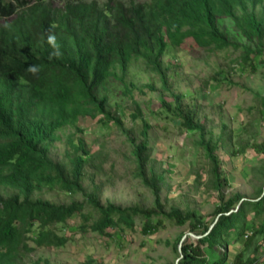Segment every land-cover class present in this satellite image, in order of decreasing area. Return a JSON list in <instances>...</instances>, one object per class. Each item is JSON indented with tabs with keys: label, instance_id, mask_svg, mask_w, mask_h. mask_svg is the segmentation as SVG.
<instances>
[{
	"label": "trees",
	"instance_id": "1",
	"mask_svg": "<svg viewBox=\"0 0 264 264\" xmlns=\"http://www.w3.org/2000/svg\"><path fill=\"white\" fill-rule=\"evenodd\" d=\"M32 1L35 5L29 13L18 15L16 23L0 28V264H24L37 248L65 246L70 237L59 230L66 231L68 221L76 215L82 218L81 232L93 231L109 237L115 229H133L137 217L144 221V235L158 232L164 219L179 226L190 222L192 230L201 237L182 246L184 256L178 264H210L208 251L225 247V239L247 235L245 243L250 247L258 234H264V190L254 200H245L238 193L224 195V177L216 153L219 145L212 142L201 145L210 165L209 184L220 195L212 226L194 212L183 215L178 211L157 213L139 207H104L98 201L97 187L88 197L93 213H84L83 203L57 205L34 197L44 190L84 194V179L90 166L95 172L104 168L107 154L99 151L90 155L83 142L75 144L72 135L66 163L56 162L50 150L59 131L76 127L81 118L102 117L104 125L112 124L128 134L125 123L107 110L106 98L100 97L96 89L115 75L130 93L124 74L131 60L144 61L166 89L168 75L162 57L168 42L179 46L190 40L204 47L215 44L237 48L238 44L229 39L221 26L223 19H232L242 36L260 45L256 50L248 47L246 59L261 55L264 63V20L254 13L264 0H148L150 5H137L136 0H131L133 7L124 1L110 0L114 5L107 4L108 11L88 5L91 0H60L76 4H67L65 13L57 18L44 11L42 0ZM17 3L22 4L23 0H0V19L16 15L20 10ZM238 9L242 14H238ZM49 34L56 36L61 52L58 57L51 55ZM32 64L40 66L35 76L26 71ZM118 68L123 76L115 74ZM176 99L175 108L162 100L163 108L181 116L184 127L199 129L193 123L192 110L185 109L180 95ZM135 106L137 113L133 118L143 120L142 108L137 103ZM149 128L143 121L138 131L143 140L137 143L132 138V155L139 175H151L148 184L159 202L163 176L151 159ZM250 147L264 155V144L252 143ZM255 170L264 179V165ZM157 207L162 208L160 203ZM249 214H253L251 219ZM226 259L225 254L222 261L213 264H223ZM255 262L244 260L242 254L234 261ZM86 264L104 263L90 260Z\"/></svg>",
	"mask_w": 264,
	"mask_h": 264
},
{
	"label": "rangeland",
	"instance_id": "2",
	"mask_svg": "<svg viewBox=\"0 0 264 264\" xmlns=\"http://www.w3.org/2000/svg\"><path fill=\"white\" fill-rule=\"evenodd\" d=\"M116 1L134 6L131 0ZM40 3L44 11L55 18L65 13L67 4H76L60 0H42ZM17 4L19 12L0 19V28L16 23L18 15L29 13L35 1L23 0L22 4ZM107 4L114 5L110 0L88 2L97 10L105 11L109 10ZM135 4L152 3L136 0ZM249 8L248 12H251V6ZM237 12L242 14L239 9ZM254 13L264 20V2L256 6ZM221 26L229 39L238 44L237 48H222L215 44L204 47L190 40L179 46L168 42L162 57L168 75V91L142 60H131L124 74L130 93L126 92L125 86L118 82L115 75L106 79L96 93L106 98L107 110L125 123L128 134L112 124L104 125L102 117L95 120L91 117L81 118L76 127L59 131V138L50 150V156L56 162H67L66 152L71 148L70 135L75 144L83 142L90 155L99 151L107 154V162L101 172H95L90 166L84 179V194L44 190L36 192L34 197L57 205L83 203L86 205L84 213H93L88 197L97 187L100 189L98 201L104 207H139L157 213L178 211L183 215L194 212L206 225L212 226L217 218L220 195L209 184L210 165L201 148L203 142H212L219 145L216 153L224 177L221 192L226 196L238 193L245 200L256 199L264 190V179L255 169L264 165V155L256 153L250 145L264 144L263 57L252 55L250 61L246 59V49L251 47L256 50L260 45L258 41H250L242 36L232 19H223ZM115 74L123 76L119 68ZM177 95L181 96L185 109L192 110L193 123L199 129L184 127L181 116L163 108L162 100L175 108ZM135 103L142 108L143 120L133 118L137 113ZM143 121L150 127L151 159L156 161V170L163 176V181L159 183V202L148 184L151 175L146 178L139 175L132 155V138L137 143L143 140L138 133ZM158 203L162 208L157 207ZM252 216L249 214L248 218ZM135 219L133 229H115L109 237L93 231L81 232L82 218L76 215L68 221L66 231L63 228L59 230L60 234L70 237L65 246L37 248L25 258L24 264H86L90 260L104 264H178L184 256L182 246L201 237L192 230L190 222L179 226L169 219H164V226L158 232L144 235V221L140 217ZM247 232L252 234L251 231ZM245 242V235L225 239V247L208 251L209 263L222 261L225 254L226 260L234 262L242 254L244 260L264 264V234H258L250 247Z\"/></svg>",
	"mask_w": 264,
	"mask_h": 264
},
{
	"label": "clouds",
	"instance_id": "3",
	"mask_svg": "<svg viewBox=\"0 0 264 264\" xmlns=\"http://www.w3.org/2000/svg\"><path fill=\"white\" fill-rule=\"evenodd\" d=\"M47 42L48 44L53 48V52L51 53L52 56H60L61 52L59 50V47L56 43V36L54 34H49L47 36ZM26 71L32 75H37L40 71V66L32 64L29 67L26 68Z\"/></svg>",
	"mask_w": 264,
	"mask_h": 264
},
{
	"label": "built area",
	"instance_id": "4",
	"mask_svg": "<svg viewBox=\"0 0 264 264\" xmlns=\"http://www.w3.org/2000/svg\"><path fill=\"white\" fill-rule=\"evenodd\" d=\"M246 236V238H247V235H245ZM223 264H234V262H232V261H230V260H227V261H225Z\"/></svg>",
	"mask_w": 264,
	"mask_h": 264
}]
</instances>
